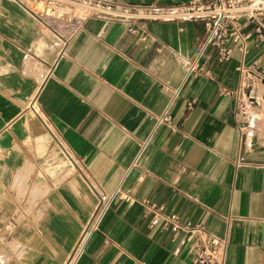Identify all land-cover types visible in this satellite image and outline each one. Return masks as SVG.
I'll list each match as a JSON object with an SVG mask.
<instances>
[{"label": "crops", "instance_id": "1", "mask_svg": "<svg viewBox=\"0 0 264 264\" xmlns=\"http://www.w3.org/2000/svg\"><path fill=\"white\" fill-rule=\"evenodd\" d=\"M46 5L0 0V264H193L182 234L149 230L148 203L224 240L225 264H264V164L241 159L237 61L214 55L187 78L204 22L148 21L143 42L129 32L139 23L82 6L81 28L54 30ZM246 65L264 79L263 50ZM101 196L109 207L73 263Z\"/></svg>", "mask_w": 264, "mask_h": 264}, {"label": "built area", "instance_id": "2", "mask_svg": "<svg viewBox=\"0 0 264 264\" xmlns=\"http://www.w3.org/2000/svg\"><path fill=\"white\" fill-rule=\"evenodd\" d=\"M43 24H52L54 30L67 26V31L81 28L85 18L73 16L76 6H84L98 16L115 20H124L130 24L139 23L137 28L131 26L129 32L137 34L140 41L146 42L150 35L144 23L148 21H201L206 26V36L198 55L190 62L187 78L199 76L209 71L202 63L203 59H210L214 55L220 63L236 60L237 69L243 77L241 101L251 96L258 82L264 84V79H253L252 71L246 65V58L252 48L264 51V0H187L179 5L171 6H140L113 4L107 0H46ZM92 13V12H91ZM90 13V14H91ZM87 14L85 17L89 16ZM163 48L158 49L162 52ZM251 89V91H249ZM239 108V107H238ZM172 116L166 111L156 118V128L162 124H171ZM63 152L72 157L70 149L58 140ZM246 137L243 138V148L246 150ZM252 148V147H251ZM241 154V159H242ZM109 207L105 196L91 220L84 230L73 253V263L83 253L88 240L98 230V223L103 213ZM144 216L152 217L149 230L160 227L177 238L184 236V240L191 246L193 264H225L227 243L209 233L203 224L182 223L174 214L166 213L164 207L156 203L145 204Z\"/></svg>", "mask_w": 264, "mask_h": 264}, {"label": "rangeland", "instance_id": "3", "mask_svg": "<svg viewBox=\"0 0 264 264\" xmlns=\"http://www.w3.org/2000/svg\"><path fill=\"white\" fill-rule=\"evenodd\" d=\"M81 11L82 10L78 9L77 13ZM82 12L87 15L93 11L90 12V10L85 7ZM249 91H251V89H249ZM255 91H259V94H257L258 96H256ZM251 96H254L255 100L246 96L239 105L238 113L241 126L251 139V147H256L260 145V143L264 144V84L262 82L257 83Z\"/></svg>", "mask_w": 264, "mask_h": 264}, {"label": "bare ground", "instance_id": "4", "mask_svg": "<svg viewBox=\"0 0 264 264\" xmlns=\"http://www.w3.org/2000/svg\"><path fill=\"white\" fill-rule=\"evenodd\" d=\"M255 92H256V96H258L257 94H259V91H255ZM248 138L249 136L246 135V142L249 141L250 138L249 139ZM247 148H249V145H246V150H245V155H244L245 160L250 161V162H256L257 160L264 161V144L258 145L256 147H252L251 149H247ZM261 163H264V162H261Z\"/></svg>", "mask_w": 264, "mask_h": 264}, {"label": "water", "instance_id": "5", "mask_svg": "<svg viewBox=\"0 0 264 264\" xmlns=\"http://www.w3.org/2000/svg\"><path fill=\"white\" fill-rule=\"evenodd\" d=\"M244 155H245V150H244V152H243V154H242V161H243V162H245V163H257V164H264V163H261V162H250V161H247V160H245V158H244Z\"/></svg>", "mask_w": 264, "mask_h": 264}]
</instances>
